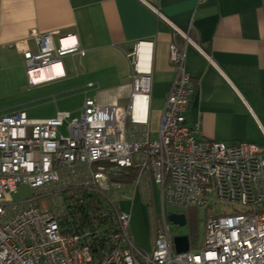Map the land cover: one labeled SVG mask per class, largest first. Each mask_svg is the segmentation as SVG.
<instances>
[{"label":"built area","instance_id":"1","mask_svg":"<svg viewBox=\"0 0 264 264\" xmlns=\"http://www.w3.org/2000/svg\"><path fill=\"white\" fill-rule=\"evenodd\" d=\"M168 21L174 30L169 59L175 78L156 137L149 125L151 63L144 68L142 42L128 53L133 83L126 106L86 94L78 114L58 108L49 118H30L23 109L0 116V264H264V145L202 138L199 125L187 123L195 90L187 49L200 46L191 29ZM56 34L33 31L38 52L28 40L17 43L33 85L63 77L44 69L61 64L65 55L85 54L77 42L63 45L66 37L56 42ZM131 169L137 170L135 188L150 198L152 184L161 187L162 217L153 226L151 252L133 239L132 213L111 199L98 213L104 224L76 230L63 223L70 217L71 189L86 188L106 199L110 177ZM23 184L35 194L17 202L13 193ZM47 195L52 209L38 204ZM166 204L178 209L172 212L208 209L199 250L176 251L174 238L180 234L171 226ZM222 204L232 210L217 211Z\"/></svg>","mask_w":264,"mask_h":264},{"label":"crops","instance_id":"2","mask_svg":"<svg viewBox=\"0 0 264 264\" xmlns=\"http://www.w3.org/2000/svg\"><path fill=\"white\" fill-rule=\"evenodd\" d=\"M168 20L191 29L200 46L190 44L187 49L186 68L195 85L187 123L199 125L202 138L264 145V0H0V116L20 109L27 112L4 100L16 91L27 92V97L41 94L24 103L46 99L56 105V112L67 99L61 92L41 87L57 79L30 83L17 43L28 40L38 52L31 39L33 31L57 32L56 42L66 37L63 45L77 42L85 50V54L65 55L59 64L58 74L64 76L58 79L69 75L67 59L74 88L84 94L81 105L73 110L76 114L86 94L102 103H129L133 68L128 53L142 42L147 59L143 65L151 63L149 125L153 137L157 136L175 78L169 59L174 30ZM177 39L184 44L181 36ZM91 82L95 85L89 86ZM134 200L121 208L132 213L134 241L147 248L148 229L140 215H133Z\"/></svg>","mask_w":264,"mask_h":264},{"label":"rangeland","instance_id":"3","mask_svg":"<svg viewBox=\"0 0 264 264\" xmlns=\"http://www.w3.org/2000/svg\"><path fill=\"white\" fill-rule=\"evenodd\" d=\"M66 69L68 70V77L63 79H57L56 81L48 82L43 84L41 87L47 88L49 92L51 93H57L61 92L62 95L66 96L67 99H65L64 102L59 103V109L60 110H70L71 112H74L73 110L75 108H78L84 98V94L74 88L73 84V76L70 73V63L67 59H64ZM47 71V73H49ZM133 82V79H132ZM55 90V91H53ZM60 90V91H57ZM15 94L11 96L10 98L8 95L7 98L4 99L5 101H8L7 103L13 104L12 107L17 106L19 108H26L28 112L29 117H50L55 115L56 113V105L51 102H46V99H41L34 102H27L24 103V100L27 101V99L32 98L37 95L41 94H34L32 96H28L27 92L16 91ZM27 97V98H26ZM59 98L60 96H56ZM22 103V104H20ZM76 114V113H75ZM130 120H128L129 122ZM62 133L67 134V129L62 128ZM154 137L155 134H154ZM119 176H111L109 180L110 188L106 191H104L106 202H109V199L115 201L116 205L121 208V206H131L133 198L135 197V182L134 180L130 183L124 182L123 180L118 178ZM151 188V187H150ZM154 197H149L146 195L143 190L139 187L137 189V196L133 203V215H139L141 216L142 223L146 225V228L148 229V247L143 248V250L151 252L152 251V243H151V233L153 230L154 223L158 217H162V192L161 187L156 185V187L152 188ZM70 193V192H69ZM34 191L30 188V186L23 184L19 185L18 190L16 193H13V198L17 202L25 201L30 198L34 197ZM69 195V194H68ZM151 196V195H150ZM129 200V202H126ZM47 205L48 208L52 209L53 207V198L52 195H47L44 197L39 198L38 204L40 206ZM125 210V209H124ZM166 213L169 217V214L173 210H178L174 206H171L169 204H166L165 206ZM216 210L219 212L225 211L230 212L232 210V206L227 204L217 205ZM128 211V210H126ZM185 211V210H184ZM187 215V224L180 226L178 224H175L172 222L171 226L173 230L177 234H188L190 236V246L192 249H200L202 247V243L205 236L206 231V219L208 216V209L203 208H193L188 209L185 211Z\"/></svg>","mask_w":264,"mask_h":264},{"label":"trees","instance_id":"4","mask_svg":"<svg viewBox=\"0 0 264 264\" xmlns=\"http://www.w3.org/2000/svg\"><path fill=\"white\" fill-rule=\"evenodd\" d=\"M136 169H131L129 173H124L118 178L124 182L130 183L135 179ZM81 196L84 202L79 201ZM71 200L70 217H65L63 222L66 226H72L76 230L93 228L107 222L98 214L103 208L108 207L105 199L97 192H91L86 188L71 189L68 195ZM71 219V220H70Z\"/></svg>","mask_w":264,"mask_h":264},{"label":"water","instance_id":"5","mask_svg":"<svg viewBox=\"0 0 264 264\" xmlns=\"http://www.w3.org/2000/svg\"><path fill=\"white\" fill-rule=\"evenodd\" d=\"M169 219L180 226L187 224V215L183 212H171ZM175 248L177 252H185L190 248V236L188 234H180L174 238Z\"/></svg>","mask_w":264,"mask_h":264},{"label":"bare ground","instance_id":"6","mask_svg":"<svg viewBox=\"0 0 264 264\" xmlns=\"http://www.w3.org/2000/svg\"><path fill=\"white\" fill-rule=\"evenodd\" d=\"M143 45L144 44H142L141 45V48L143 47ZM142 51V50H141ZM141 56H142V58H143V62L144 61H146L147 59H144V57H143V53L141 52ZM61 65V64H60ZM59 64H55V65H53V66H51V67H48V69H50V71H51V74H54L55 72L54 71H56L57 73L61 70V66H60ZM143 66H145V64L143 65ZM145 68V67H144ZM54 70V71H53ZM54 72V73H53ZM60 73V72H59ZM44 75V74H43ZM42 75V76H43Z\"/></svg>","mask_w":264,"mask_h":264}]
</instances>
